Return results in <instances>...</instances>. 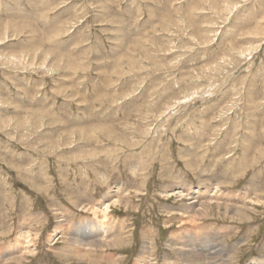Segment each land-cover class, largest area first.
Here are the masks:
<instances>
[{
  "label": "rangeland",
  "instance_id": "374dc122",
  "mask_svg": "<svg viewBox=\"0 0 264 264\" xmlns=\"http://www.w3.org/2000/svg\"><path fill=\"white\" fill-rule=\"evenodd\" d=\"M100 220L120 244L65 250ZM181 233L264 264V0H0V253L164 264Z\"/></svg>",
  "mask_w": 264,
  "mask_h": 264
},
{
  "label": "bare ground",
  "instance_id": "6f19581e",
  "mask_svg": "<svg viewBox=\"0 0 264 264\" xmlns=\"http://www.w3.org/2000/svg\"><path fill=\"white\" fill-rule=\"evenodd\" d=\"M184 184V183H183ZM186 185V184H185ZM180 188V187H179ZM186 188V187H185ZM218 188V186H217ZM183 189V188H182ZM184 190V189H183ZM178 189V191L176 190L175 193H179V195H181L182 191ZM174 192V191H173ZM184 193V192H183ZM194 193L198 194V195H202V191H200V189H197ZM122 194V193H121ZM172 194V193H171ZM174 194V193H173ZM169 195V194H168ZM178 195V196H179ZM184 195V194H182ZM181 195V196H182ZM213 195V194H212ZM120 196V195H119ZM217 196V195H214ZM196 197V196H195ZM211 198V197H210ZM209 198V199H210ZM219 198V196H218ZM212 199V198H211ZM217 199V197H216ZM85 200V199H84ZM124 200V199H122ZM191 200V199H190ZM194 200V199H193ZM192 200V203H195V201ZM199 200V199H197ZM119 200H117V198H114L111 201L106 202V204H104V208L103 210H101L100 212L104 215L103 218L106 217L107 214V210L109 207L110 203H114V202H118ZM215 201V200H214ZM127 202V201H125ZM207 203V201H205ZM76 203V202H75ZM80 203V202H79ZM122 203V202H121ZM119 203V204H121ZM214 203V202H213ZM218 203V202H217ZM237 203V202H236ZM235 203V204H236ZM77 204V203H76ZM197 204V203H196ZM205 204V203H204ZM219 204V203H218ZM234 204V203H233ZM82 205V204H81ZM198 205V204H197ZM202 205V204H201ZM210 205V204H209ZM215 205V204H214ZM217 205V204H216ZM232 205V204H231ZM219 206V205H217ZM227 207V206H226ZM92 208V207H91ZM111 208V207H110ZM209 209L211 207H208ZM89 209V208H88ZM94 210V213H97L98 208H92ZM101 209V208H100ZM202 209V208H201ZM200 207L197 208L196 205H189V206H184V208L182 210H184L185 212L183 213H187V216H189V218H191L193 220L194 218V214H202ZM206 209V208H204ZM216 209V208H215ZM232 209V208H231ZM212 210V209H211ZM218 210V209H216ZM238 209H236L237 211ZM224 211V210H223ZM239 211V210H238ZM205 212V211H204ZM240 213V212H239ZM206 214V213H205ZM243 214V213H242ZM233 215V214H232ZM201 216V215H200ZM204 216V215H203ZM234 216V215H233ZM196 218V217H195ZM100 219V218H99ZM63 220V219H62ZM98 220V219H97ZM102 220V219H101ZM98 221L97 223H87V222H81L79 223L75 228H71L73 229L71 232L70 230L66 229V227L64 226L61 229L62 234L61 235H65L66 239L65 242L68 244V246L65 248L66 249H74L75 252H78V255L82 257V253L84 251H87L86 253L89 254L91 251H95L96 249H100L102 247L103 244L106 243V246L109 247H114L117 246V244H120L119 242L117 243L116 240L111 239V237H113L112 234H110V232H108L107 230L103 229V221ZM106 220V219H105ZM61 222V221H60ZM27 226V223L23 224L21 226V228H25ZM59 228L62 227V225L58 226ZM56 227V228H58ZM191 228V227H190ZM220 228V227H219ZM124 227L119 226L118 230H115V235L118 236V238H123L125 241L128 240L127 237H124L125 235V231L123 230ZM21 230V229H19ZM222 230V229H221ZM105 233V234H104ZM113 233V234H114ZM183 233V232H182ZM178 234L175 235L176 237L171 238V242H172V250L175 254V259L173 261L171 260H167V262H163L164 264H230L229 261L226 259H223L222 254L220 259H207L204 258L206 256H208V254L206 256H203L202 253H199L198 251L196 252V250L193 249V242H189L190 237H186L183 234ZM29 235V230H25L21 233L20 236V240L27 238V236ZM112 235V236H111ZM214 236V235H213ZM219 236V235H217ZM103 237V238H102ZM107 237H110V239H108ZM194 237V236H193ZM211 237V235H210ZM215 237V236H214ZM102 238V239H100ZM207 238V237H206ZM209 238V237H208ZM207 238V239H208ZM218 238V237H217ZM221 239V238H220ZM215 240V239H214ZM213 239L208 240L209 242L214 241ZM123 241V240H121ZM27 242H30V240ZM127 242V241H126ZM203 243V242H202ZM217 243V242H216ZM215 243V244H216ZM66 244V245H67ZM214 244V245H215ZM220 244V242H219ZM224 244V243H223ZM221 244V248L222 245ZM225 245H223L224 247ZM26 249V248H25ZM71 249V250H72ZM217 249V248H216ZM220 249V248H219ZM218 249V250H219ZM224 249V248H223ZM228 249V247H227ZM103 250V249H102ZM234 250V249H233ZM201 251V250H200ZM229 251V250H228ZM228 251L226 253H228ZM210 252V251H209ZM214 252V251H213ZM231 252V251H230ZM9 253V252H8ZM94 253V252H93ZM207 253V252H206ZM6 251L3 253H0V261L3 262V264H13L14 262H18V261H22V259L24 258L23 253H21L20 255H18L17 259H12L10 258V256L7 257L6 255ZM10 254V253H9ZM12 254V253H11ZM95 254V253H94ZM219 254V252H218ZM86 255V254H84ZM152 249L150 248V245L143 240L142 243V247L141 250L139 252V259L138 262H142V261H146L147 259H150V257L152 256ZM214 255V254H213ZM220 255V254H219ZM228 255V254H227ZM91 256V255H90ZM217 256V254L215 255ZM230 256V255H229ZM210 261V262H206V261ZM262 261V260H261ZM143 264V263H142Z\"/></svg>",
  "mask_w": 264,
  "mask_h": 264
}]
</instances>
